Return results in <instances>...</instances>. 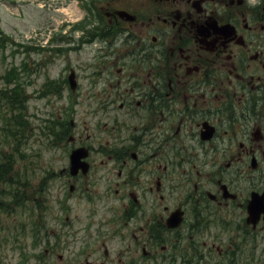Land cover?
Masks as SVG:
<instances>
[{"label": "flooded vegetation", "instance_id": "flooded-vegetation-1", "mask_svg": "<svg viewBox=\"0 0 264 264\" xmlns=\"http://www.w3.org/2000/svg\"><path fill=\"white\" fill-rule=\"evenodd\" d=\"M71 1L53 44L99 51L101 143L76 185L156 238L181 209L194 264H264V0Z\"/></svg>", "mask_w": 264, "mask_h": 264}, {"label": "rangeland", "instance_id": "rangeland-1", "mask_svg": "<svg viewBox=\"0 0 264 264\" xmlns=\"http://www.w3.org/2000/svg\"><path fill=\"white\" fill-rule=\"evenodd\" d=\"M52 14V0H0V78L9 69L17 67L23 73L22 81L28 96L22 120L18 111L0 94V159L3 154L12 155L17 175L15 185L21 190L25 188L29 197L43 185V178L48 171L56 177L51 187L49 183L47 190L48 207L44 219L49 235L40 244L43 248V243L50 242L54 247L57 238L51 237V232L59 235L61 240L44 264L146 262L148 259L141 257L142 252L132 238L114 236L118 225L114 221L112 209L100 207V201H97L93 210L82 196H67L63 203H59L65 183L64 174L59 176V173L68 166L69 146L68 141L54 144L47 128V121L52 120V96H46V84L52 81L60 69V64L52 66ZM69 57L76 61L90 58L87 52L71 54ZM3 86L0 81V87ZM90 110V106L82 104L77 109L76 118L74 114L72 119L77 125L79 121H87L88 125H92ZM63 113L61 108L55 112L56 115ZM101 202L107 206L114 205L108 199ZM64 205L69 209L63 210ZM67 216L68 223L65 220ZM20 218H31V214L27 210L18 211V215L0 213V243L4 242L0 244V264H40L33 255L48 248L36 251L32 238L22 235L20 244L12 242L10 237L16 234ZM128 247L132 251L121 256ZM24 254L32 255V258L25 259ZM161 255L157 256L158 262L153 260L152 264H162Z\"/></svg>", "mask_w": 264, "mask_h": 264}, {"label": "trees", "instance_id": "trees-1", "mask_svg": "<svg viewBox=\"0 0 264 264\" xmlns=\"http://www.w3.org/2000/svg\"><path fill=\"white\" fill-rule=\"evenodd\" d=\"M13 81V80H12ZM13 94L10 96V104L13 108L19 110V118L23 120V111L25 109V103L23 102V93L14 89L11 91ZM17 100V101H16ZM0 183L5 184V187L9 190L13 189L15 186V179L13 176V163L10 164H0ZM15 197H19V192L15 193ZM37 204H40L39 202Z\"/></svg>", "mask_w": 264, "mask_h": 264}, {"label": "bare ground", "instance_id": "bare-ground-1", "mask_svg": "<svg viewBox=\"0 0 264 264\" xmlns=\"http://www.w3.org/2000/svg\"><path fill=\"white\" fill-rule=\"evenodd\" d=\"M75 8H76V4H74V5L72 6V8L69 10V12L72 13V10L74 11Z\"/></svg>", "mask_w": 264, "mask_h": 264}]
</instances>
